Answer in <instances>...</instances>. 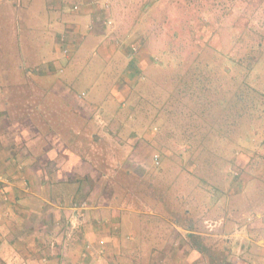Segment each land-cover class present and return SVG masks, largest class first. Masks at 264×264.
I'll return each mask as SVG.
<instances>
[{
    "label": "rangeland",
    "instance_id": "1",
    "mask_svg": "<svg viewBox=\"0 0 264 264\" xmlns=\"http://www.w3.org/2000/svg\"><path fill=\"white\" fill-rule=\"evenodd\" d=\"M118 9L117 27L102 43L87 38L80 50L72 47L71 59L58 37L63 62L48 70L54 86L39 83L41 89L38 77L46 73L33 62L32 83L1 91L19 99L15 109L33 120V139L45 147L50 132L58 133L82 158L76 167L84 164V173L71 175L76 187L56 185L66 193L80 189L68 207L97 199L84 196L88 189L104 195L103 171L117 189L125 169L153 184L140 193L125 187L133 189L124 201L129 208L148 212L138 221L157 226L138 242L146 252L137 253L136 236L120 245L136 254L132 264L152 263L153 255L160 264L175 262L176 213L185 227H201L203 253L217 264L232 255L230 237L242 238L264 213V0H121ZM99 43L114 55L106 59Z\"/></svg>",
    "mask_w": 264,
    "mask_h": 264
},
{
    "label": "crops",
    "instance_id": "2",
    "mask_svg": "<svg viewBox=\"0 0 264 264\" xmlns=\"http://www.w3.org/2000/svg\"><path fill=\"white\" fill-rule=\"evenodd\" d=\"M109 1L110 8L105 10L101 0H0V4L11 6L10 9L0 8V264H119V253L124 255L123 264H132L136 254H127L120 245L126 243L127 236L132 239L136 236L133 244L137 245L143 234H150L157 227L138 221L147 211L112 204L95 189H88L84 196L91 200L98 198L87 202L80 216L78 213L72 216L73 210L68 204L80 189L66 193L58 191L56 185L61 182L69 183L71 190L76 187V181L70 183L74 181L71 175L75 171L84 173V164L82 169L76 167L77 158H82L70 152V147V151L66 150L58 133L50 132L45 147L40 144L42 140L33 139V120H23L8 102L14 97L1 91L4 85L32 83L33 62L46 73L38 77V85L41 87V83L44 89L50 83L54 86L56 82L48 78L52 74L48 70L57 69L63 62L56 44L59 35L68 32L70 59L74 52L72 47L77 45L76 49L80 50L87 38L92 39L89 44L99 38L101 42L108 35L106 31L117 27L108 25V20L115 22L120 18L121 0ZM76 4L80 5L79 10L73 9ZM91 23L96 30L84 38ZM101 43L102 52L110 50ZM18 44L25 48H17ZM89 44L81 52H87ZM112 53L108 52L110 56L106 55V59L111 58ZM88 173L93 177L91 171ZM258 215L261 218L249 225L242 238L230 237L232 255L217 260V264H264V213ZM65 222L79 225L73 242L67 247L58 227ZM220 228L222 226L218 230ZM224 228H227L225 223ZM196 230L190 231L173 221V242L179 244L173 249V253H177L173 264H210L205 253L193 247L185 237L187 233L204 235L201 227ZM132 233L136 235H127ZM187 243L192 252L188 245L184 246ZM88 244L92 249L85 252ZM101 247L106 248V253L99 257ZM139 247L137 253L146 252L141 244ZM153 249L151 253L156 254ZM153 256L152 263L148 264H160L161 259Z\"/></svg>",
    "mask_w": 264,
    "mask_h": 264
},
{
    "label": "trees",
    "instance_id": "3",
    "mask_svg": "<svg viewBox=\"0 0 264 264\" xmlns=\"http://www.w3.org/2000/svg\"><path fill=\"white\" fill-rule=\"evenodd\" d=\"M17 101H19L18 98H16V99L13 98V99H10L8 102L15 109V108H19L21 105ZM121 173L123 174V178H122L123 183L119 184L118 189L114 185V182H113V180H111L110 176H107L104 171H103L104 175L102 174L103 177H105L103 179V182H102V187L104 190L103 193L106 197H108L112 201V204H115V205L125 204L124 206L130 205V204L125 203L124 201H126V200L129 201V198H132L133 189L125 190L126 189L125 187H130V188H134V189L136 188L137 190H135V191H137V193H140V191L143 192V190L145 188H147V191H148V189L153 188V184L146 183L145 181H143V178L141 179V177L136 176V174H133L132 172H130L129 169H125V171L120 172V174ZM154 175H156V173ZM125 179L129 180L126 186L124 183ZM119 188H121V189H119ZM152 193H153V191H152ZM139 199H140V197L138 198L137 203H140ZM189 214H190V212L185 211L184 212V218H183V216H181L180 218H182L184 221H186V220H188ZM177 218H179V215L176 213V218L173 221H176L177 223L182 225L183 222H180V220ZM182 227H185V225H182ZM186 228L190 231H194V232L197 231L195 224L187 225ZM188 237L191 241L190 242L191 245L193 247H195L196 249H198L199 251L203 252V250H204V249H202L203 244H202V240H201L199 234L198 233H188Z\"/></svg>",
    "mask_w": 264,
    "mask_h": 264
},
{
    "label": "built area",
    "instance_id": "4",
    "mask_svg": "<svg viewBox=\"0 0 264 264\" xmlns=\"http://www.w3.org/2000/svg\"><path fill=\"white\" fill-rule=\"evenodd\" d=\"M102 2V6H103V9L105 10H108L110 8V1L109 0H101ZM73 9L74 10H79L80 9V5L76 4L73 6ZM108 25H111L113 24V21L112 20H108L107 22ZM94 30V24H90L87 28V32H91ZM59 42H60V46H61V50H62V53L64 54V56L67 58V59H70L71 57V45H70V39L68 38V32H63L59 35ZM131 47V49L136 52L137 51V47L134 45V44H131L129 45ZM65 71V67L64 66H60L59 69H58V72L59 73H63ZM85 93H81V96H84ZM98 118H99V121L101 124L103 123H106L101 117H100V114L99 112L97 113L96 115ZM160 161H161V156L160 154L158 153H155L154 156H153V163L156 164V165H159L160 164ZM72 210H73V213L71 214L73 216V214H81V212H79V210H85L87 208V203L85 201L83 202H74V204L70 207ZM213 226V225H212ZM211 226V227H212ZM60 227L59 229H62L63 230V244L65 247H67L70 243L73 242L74 240V236L75 234L77 233L78 231V227L79 225L78 224H74V223H71V222H65L63 223L62 225L58 226ZM92 249V247L90 246V244L87 245L86 247V250L85 252H88ZM99 253V257H102L105 255L106 253V248L104 247H101L98 251ZM22 264H26L25 262L22 263Z\"/></svg>",
    "mask_w": 264,
    "mask_h": 264
}]
</instances>
